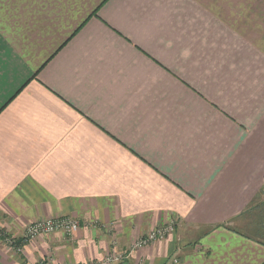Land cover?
Wrapping results in <instances>:
<instances>
[{
  "label": "crops",
  "instance_id": "obj_1",
  "mask_svg": "<svg viewBox=\"0 0 264 264\" xmlns=\"http://www.w3.org/2000/svg\"><path fill=\"white\" fill-rule=\"evenodd\" d=\"M168 224L122 264H264V0H0V264Z\"/></svg>",
  "mask_w": 264,
  "mask_h": 264
},
{
  "label": "built area",
  "instance_id": "obj_2",
  "mask_svg": "<svg viewBox=\"0 0 264 264\" xmlns=\"http://www.w3.org/2000/svg\"><path fill=\"white\" fill-rule=\"evenodd\" d=\"M78 228V225L74 220L70 218H60L56 220H47L40 221L30 224L25 229L21 242H27L33 240L40 236L48 235L53 232L61 231L66 235H71L75 229ZM174 231V225L168 224L162 227H158L147 234L140 237L128 251H113L106 255L101 261L91 264H122L124 260L136 249L144 248L157 240H161L166 237L168 234H171ZM0 239H6L5 234L0 231ZM9 243H12L11 240H7ZM44 264V263H40Z\"/></svg>",
  "mask_w": 264,
  "mask_h": 264
},
{
  "label": "rangeland",
  "instance_id": "obj_3",
  "mask_svg": "<svg viewBox=\"0 0 264 264\" xmlns=\"http://www.w3.org/2000/svg\"><path fill=\"white\" fill-rule=\"evenodd\" d=\"M22 243V242H21ZM20 246L17 247V249L19 248Z\"/></svg>",
  "mask_w": 264,
  "mask_h": 264
}]
</instances>
